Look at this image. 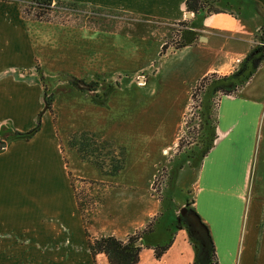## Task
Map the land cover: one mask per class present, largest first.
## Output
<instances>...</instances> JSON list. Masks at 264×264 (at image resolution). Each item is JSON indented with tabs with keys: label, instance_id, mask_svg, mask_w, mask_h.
<instances>
[{
	"label": "crops",
	"instance_id": "obj_1",
	"mask_svg": "<svg viewBox=\"0 0 264 264\" xmlns=\"http://www.w3.org/2000/svg\"><path fill=\"white\" fill-rule=\"evenodd\" d=\"M57 1L123 13L161 26L185 22L182 45L162 51L161 37L149 46L138 36L33 21L22 16L17 1L0 0V141L5 143L0 148V234L42 240L67 237L86 249L91 264H108L105 255L91 256L87 251L85 233L90 239L112 236L125 241L154 220L153 231L135 245L140 247L137 264H207L210 240L216 264H264V61L246 83L232 88L229 95L217 96L212 146L197 167H193L195 160L186 157V193L162 228L166 199L163 192L152 193V180L168 162L177 135L171 145L161 148L164 165L154 161L150 173L139 168L127 175L124 162L115 175L97 167L100 176L86 180L104 191L91 220L83 226L65 165V154L75 153L79 159L80 155L64 146L57 117L56 122L49 112L38 117L45 86L52 92L61 87L72 93L63 81L66 76L81 79L100 72L105 77L109 71L126 70L112 68L117 57L137 63L138 68L151 66L145 86H134L137 93L156 77L167 55L177 56L178 63L190 55V64L204 63L186 93V111L198 80L210 74L230 76L252 47L264 41V0H219L221 13L197 15L186 11V0ZM50 80L60 83L52 87ZM163 87L160 83L159 92ZM177 101L176 94L171 104L177 106ZM82 102L79 105L92 109L90 97L84 96ZM37 120L38 131L32 137L16 135L29 132ZM183 207L199 216L207 235L202 231L199 239L192 235L187 225L190 216L180 217ZM164 245L166 250L156 258L155 248Z\"/></svg>",
	"mask_w": 264,
	"mask_h": 264
},
{
	"label": "rangeland",
	"instance_id": "obj_2",
	"mask_svg": "<svg viewBox=\"0 0 264 264\" xmlns=\"http://www.w3.org/2000/svg\"><path fill=\"white\" fill-rule=\"evenodd\" d=\"M15 1L20 6L22 16L33 21L86 28L102 34L124 33L129 37L138 36L144 38L149 46L155 41L158 42V37H161L160 41L164 42L162 51L166 47L172 49L182 45L181 31L185 27V22L161 26L135 16L63 1L54 0L50 6L43 5L42 8H36L32 0ZM38 12L44 14L42 21L36 19ZM255 48L256 45L252 47ZM148 49L150 51L151 47H147ZM253 54L261 57L264 52ZM192 58L191 55L186 56L180 63L177 56L167 55L162 58L164 65L156 77L148 81L146 89H140L139 93L134 86H145V80L152 68L151 66L138 68L137 63L122 60L121 57L116 58L112 68L128 67L126 70L114 67L116 70L105 73V77H100V72L81 79L68 80L66 76L63 81L72 88V93H67L61 87L54 92H52L54 89L50 90L46 86L43 89V102L46 104L44 112H49L54 122L57 117L59 135L66 139L64 146L70 147V140L75 141L83 132L92 134V143L87 137L88 140L84 144L90 145L87 152H92V162L100 164V170L109 172L113 166L124 162L127 175L133 174L139 168L140 170L145 168V172L150 173L153 171L151 164L154 161L164 165L165 159L161 148L171 145L177 135L176 146L170 151L168 162L158 170L152 180V193L159 195L163 192L166 199L160 228L172 217L174 204H177L186 193L185 186L189 181L186 171L183 172L186 157L195 160L193 167H197L198 161L211 144L209 141L211 131L207 124L205 125L204 114L210 111L214 123L215 103L217 96L222 95L219 92L214 99H208L204 94L207 91H202L194 96L193 101L190 99V92L188 107L186 111L183 110L188 100L186 93L187 91L189 93L193 85V78L205 65L196 62L190 64ZM123 75L126 76V80L123 79ZM215 76L209 79L207 89L210 92L224 82L221 76L216 74ZM41 81L44 85V81ZM128 82L129 86L126 84ZM49 83L56 87L60 80H50ZM160 83L164 86L161 92L158 90ZM176 94L178 101L174 104L178 105L173 106ZM84 96L92 99V109L83 104L79 105ZM108 96L110 101L106 105ZM198 104H202L203 109L197 108ZM56 106L60 108L57 109L58 112L52 109ZM76 140L79 142L78 138ZM80 159L75 153L65 154L72 192L79 201L81 220L85 226L91 220L95 206L101 201L104 188L98 183L86 180L94 175L100 176L99 171L97 167L92 166L93 163ZM177 182L181 186L176 185ZM184 182L186 184H183ZM165 186H168L166 190ZM177 209H180L179 205L176 206ZM85 238L87 246L90 239L88 233H85ZM85 250L67 237L59 240H42L23 236L13 238L8 234H0V264H91ZM208 256L209 261L211 257ZM215 257L214 255V260Z\"/></svg>",
	"mask_w": 264,
	"mask_h": 264
},
{
	"label": "trees",
	"instance_id": "obj_3",
	"mask_svg": "<svg viewBox=\"0 0 264 264\" xmlns=\"http://www.w3.org/2000/svg\"><path fill=\"white\" fill-rule=\"evenodd\" d=\"M34 1V5H36V8H42L43 5L45 6H50L54 0H32ZM219 0H186L185 1V7L186 11L193 13L195 15L199 13H206V14H216V13H221L222 10L217 7V3ZM58 2V1H57ZM44 14H40L39 12L36 13V19L42 21V16ZM258 52L262 53L264 52V47H261L259 45H256L255 49H252L249 54L246 56V58L238 65V67L234 70V72L230 76H224L222 77V80L224 82L220 84L217 89H212L211 92L209 89H207L209 79L212 77H216L215 74H210L207 75L195 84V86L191 90V96L190 99L194 101V96L197 95L199 92H204L208 99H214L216 95L221 92L222 95H229L232 92V88L234 89L235 87L241 86L244 83H246L256 70V68L259 66V64L264 61V55L261 57H256L253 53ZM213 83V82H212ZM228 86H232L230 89ZM203 94V93H202ZM220 95V96H222ZM201 100V98H200ZM218 104V101L216 100L215 103V108ZM50 106V105H48ZM202 104H198L197 108H202ZM212 113L210 111H207L206 114H204L207 126L209 127L211 133L209 135V141H210V146L206 149L202 157L206 155V153L209 151L210 147L212 146L213 140L215 138V121L212 123ZM39 125V124H38ZM38 125L31 129L29 132L21 134L17 133V136L23 137V138H30L32 137L37 131H38ZM77 136V135H75ZM87 137H89V141L92 143V134H89L87 132H83L77 137L78 140L75 139V141L70 140L69 146L72 148H75L80 155L81 159L87 160L90 163H93L96 167L99 169L100 164L97 162H92V152H87V148L90 147L88 144H84L85 141H87ZM106 143V142H105ZM89 156V157H88ZM201 157V158H202ZM123 167V162L113 166L112 170L107 172L102 170L103 172L109 174V175H115L117 174L120 169ZM76 204L78 207V210L81 212V208L79 205L78 199H76ZM190 205V203H188ZM193 210V209H192ZM173 216V215H172ZM174 224L176 227H179L180 224L177 223L176 219L174 220ZM153 225H154V220H152L146 227L140 231H136L133 235L129 236L126 241L118 240L112 236L108 237H101L98 239H88L87 246H88V251L90 255H97V254H103L105 255L108 264H137L138 263V257H139V252H140V247L135 246V242L138 241L139 238H141L144 234H148L153 231ZM210 238V237H209ZM167 245L156 247L155 248V256L156 258L161 257V255L164 253L166 250ZM211 257V261H208L207 257V264H216V259L214 260V249L211 243V240L209 242V254ZM196 264V263H195Z\"/></svg>",
	"mask_w": 264,
	"mask_h": 264
},
{
	"label": "water",
	"instance_id": "obj_4",
	"mask_svg": "<svg viewBox=\"0 0 264 264\" xmlns=\"http://www.w3.org/2000/svg\"><path fill=\"white\" fill-rule=\"evenodd\" d=\"M71 79L72 78H68V80H71ZM43 105H44L43 110L40 112L38 117H41V115L46 110V104H44V102H43ZM36 124L38 125V120H37ZM4 146H5V143L0 141V148H3ZM185 216H190V222H188L187 225H188L192 235L196 239L200 238V231H202L205 235H207L206 227L202 224V222L200 221V218L197 214H195L193 211H188L186 208L183 207L180 210V217H185ZM135 245H138V243L136 242Z\"/></svg>",
	"mask_w": 264,
	"mask_h": 264
},
{
	"label": "built area",
	"instance_id": "obj_5",
	"mask_svg": "<svg viewBox=\"0 0 264 264\" xmlns=\"http://www.w3.org/2000/svg\"><path fill=\"white\" fill-rule=\"evenodd\" d=\"M257 45L264 47V41H261L260 43H258Z\"/></svg>",
	"mask_w": 264,
	"mask_h": 264
}]
</instances>
